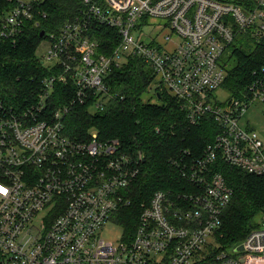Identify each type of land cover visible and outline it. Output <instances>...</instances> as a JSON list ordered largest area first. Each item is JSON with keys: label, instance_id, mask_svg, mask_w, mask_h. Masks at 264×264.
I'll use <instances>...</instances> for the list:
<instances>
[{"label": "built area", "instance_id": "2783aa9c", "mask_svg": "<svg viewBox=\"0 0 264 264\" xmlns=\"http://www.w3.org/2000/svg\"><path fill=\"white\" fill-rule=\"evenodd\" d=\"M46 1L16 0L0 21V37L17 38L28 23L39 28L48 18L37 16ZM103 27L119 38L110 54L94 33ZM148 29L158 33L145 41ZM248 30L264 38V0H80L72 18L45 31L49 47L40 60L48 75L35 102L23 107L0 95V264H264V214L240 244L243 252H216L233 189L211 166L221 159L264 177V142L241 125L250 105L264 103V79L250 87L251 96L216 100L227 74L220 59ZM130 57L153 71L147 93L154 88L156 97L178 100L191 124L212 116L221 128L198 158L175 161L188 189L157 191L141 206L132 233L117 214L132 204L126 192L142 154L96 132L73 139L65 128L80 104L107 111L114 97L109 77ZM58 84L72 85L73 94L52 109ZM110 224L120 228L116 241L102 236Z\"/></svg>", "mask_w": 264, "mask_h": 264}, {"label": "trees", "instance_id": "16d2710c", "mask_svg": "<svg viewBox=\"0 0 264 264\" xmlns=\"http://www.w3.org/2000/svg\"><path fill=\"white\" fill-rule=\"evenodd\" d=\"M15 3L16 0H0V21ZM79 6L80 0H47L37 16L47 13L48 18L39 28L28 23L19 37H0V95L6 102L23 107L35 102L41 81L48 75L37 56L43 41L41 32L57 31L78 12ZM94 33L102 51L110 54L118 46L116 30L95 28ZM244 38V46H233L236 65L227 70L222 84L236 98L251 96L250 87L264 79V38L257 41L251 30ZM152 80V69L140 58L130 57L109 77L114 97L105 113H92L87 105L80 104L65 119L66 132L73 139L86 141L96 132L102 141H119L124 150L142 154L140 174L126 192L132 204L117 214V222L130 233L138 222L141 206L148 204L157 191L176 193L188 189L175 161L192 162L221 132L212 116L191 124L182 104L164 92H158L159 103L145 102ZM72 92V85L58 84L50 108L68 102ZM211 169L220 172L233 189L231 204L216 235L220 245L216 252L232 250L259 227L258 217L264 214V177L246 174L221 159Z\"/></svg>", "mask_w": 264, "mask_h": 264}, {"label": "rangeland", "instance_id": "374dc122", "mask_svg": "<svg viewBox=\"0 0 264 264\" xmlns=\"http://www.w3.org/2000/svg\"><path fill=\"white\" fill-rule=\"evenodd\" d=\"M150 23L154 25H159L165 24L166 21L159 19H151ZM140 33L141 32L138 30L133 31V35L136 38L139 37ZM144 33L146 34V36L143 37V39L145 41H150L158 33V30L148 29L147 31H144ZM165 33L167 32H162L161 36H163ZM245 43L246 39L243 36H238L234 41L233 46H244ZM233 46L228 48L220 59V65L224 66L227 70L234 68V66L236 65V60L232 55ZM48 47L49 42L47 40H43L37 51L38 58L43 59ZM229 97H231V93L223 87L219 88L216 91V100L219 102L226 101ZM144 101H150L153 104L159 103L160 100L156 97L154 88H152L151 91L144 96ZM241 125L256 132L264 142V104L260 102H255L250 105L246 114L242 118ZM262 216L263 215H260L258 217V222H260ZM109 228V231H106L104 232V234H102L103 238L107 240L116 241L121 233L120 228L114 224H110Z\"/></svg>", "mask_w": 264, "mask_h": 264}, {"label": "water", "instance_id": "95a60500", "mask_svg": "<svg viewBox=\"0 0 264 264\" xmlns=\"http://www.w3.org/2000/svg\"><path fill=\"white\" fill-rule=\"evenodd\" d=\"M45 36V31L41 32V38H44ZM158 98H160V96L158 95ZM236 252H243L244 251V246L240 245L235 249Z\"/></svg>", "mask_w": 264, "mask_h": 264}]
</instances>
